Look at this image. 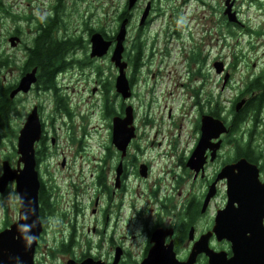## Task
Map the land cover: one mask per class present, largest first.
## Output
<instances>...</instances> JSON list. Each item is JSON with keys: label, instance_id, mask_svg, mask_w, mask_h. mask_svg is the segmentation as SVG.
Returning a JSON list of instances; mask_svg holds the SVG:
<instances>
[{"label": "flooded vegetation", "instance_id": "obj_1", "mask_svg": "<svg viewBox=\"0 0 264 264\" xmlns=\"http://www.w3.org/2000/svg\"><path fill=\"white\" fill-rule=\"evenodd\" d=\"M123 1H125L124 9L117 13L115 18L121 16L116 21L127 18V29L134 19L136 9L137 14L141 15L147 3L150 4V7L144 23L138 24L137 34L128 48L125 47L124 41L122 60L126 63L124 72L131 88V95L125 99L117 93L121 100H118L116 107L107 100V97L103 102L102 114L107 117L111 116L110 123H108L110 142L112 119L125 117V108L131 105L130 100L134 97L133 89L138 71L150 65L143 59V42L139 32L152 21L154 2L153 0H137L135 5L128 9L127 0ZM227 1L232 3L230 13H233V21L229 20L228 14L225 12L226 0L222 1L220 13L226 25L241 29L244 25L236 9V0ZM83 3L93 11L89 12L85 22L82 21L83 14L80 9ZM104 3L106 7L98 12V0H0V24L4 21V26L5 20H10L12 24L10 29L4 27V30H0V47L3 46L0 50V88L5 89L7 97L12 100L7 124L0 126V145L4 136L9 137V133L15 134L16 132L10 122L17 96L24 92H18L13 97H10V92L27 72H34L35 76L28 92L33 89L53 92L56 100L54 109L60 108L69 114V111H66L68 108L64 103V98L60 95L57 78L62 74L65 75L66 67L75 60L68 59L71 54L84 52L88 63L96 59L87 56L90 49V35L97 30V27L91 25V21L98 22L99 14L105 18H108L110 14L113 17V11L110 12L113 3L107 0ZM141 3L145 4L144 7L137 8ZM248 5L253 7L254 14L252 19L248 20L243 34L247 36L248 51L254 53V59L251 58L246 63L250 66L251 71L246 67L245 78H242V69L239 66L241 61H223V69L217 74L220 80V91L230 90L233 84L240 81L239 86L231 94L230 101L226 100L229 102L228 105H225L220 95L213 97L212 92L207 91L203 97L202 107L197 110L194 121L196 140L194 138L190 155L199 138L197 134L200 132L203 116L211 117L208 123L212 120L211 123H214L212 126H218L216 122H220L224 127L218 137L210 140L212 143L219 141V145L215 151L211 147L206 149L202 169L195 173L193 169L186 166L190 155L184 161V166L189 169L192 180L198 181L199 187L196 191L193 189L188 192L179 205L169 193L159 198L157 209L154 206L150 208H147L146 205L136 206L135 201H125L129 193L136 192V189L128 185L130 177L146 180L151 173V164L139 159V145H135L137 118L131 105L135 136L124 150L112 143L111 145H97L103 151L98 152L99 155L92 160V185L96 191L93 192L91 200L92 224L91 229L88 228V230L90 229V233L94 235V244L88 245L87 249L79 254L73 252L77 236L75 226L77 213L73 205L65 203L64 210H67V213L58 218V225L63 229L62 235L58 238V241L61 240L58 251L66 256L65 259L62 258L64 256L56 255L54 249L49 248L47 240H45L50 223L49 216L53 214V211L63 212V210L61 211L63 207L56 210L51 201L54 196L44 187L38 171L40 166L51 163L49 156L55 155V152L49 151L50 146L58 145H53L54 137L48 138L47 123L44 121L46 116L43 114L42 106L39 103L32 105L31 109L34 105L37 106V114L42 128V137L34 144L36 169L40 179L38 212L41 230L34 248L32 264H83L87 261H90L91 264H264V0H248ZM207 6L213 11L218 9V7ZM46 33H49L52 40L59 43L58 46L62 48L60 57L64 62L55 66L54 88L47 89L42 81L44 73L41 72L37 64L39 58L35 56L38 46L43 43L44 49L47 46L44 42ZM11 37L16 38L17 44L11 45ZM62 43H68V50L64 54ZM236 44L240 45L239 38L236 39ZM135 46H139L140 50H136ZM8 50H17L18 53H23V56L17 57ZM240 57H242L241 53ZM18 58L22 61L23 66L19 73L12 75L11 65L17 62ZM7 68L8 70L3 73ZM115 70L118 74L117 67ZM233 72L236 73L235 76ZM225 76H227L226 79ZM110 85L111 81L103 83L104 90H107ZM91 91L94 93L96 87ZM54 109L52 108L51 112H55ZM83 110L84 108L80 109L81 112ZM165 117L171 118L170 110L166 111ZM16 145L17 142L15 144L17 154L15 165L13 166L8 155L3 156L0 161V175L3 160H7L12 168L17 167ZM180 158L182 161L184 160L183 157ZM217 162L219 163L217 164ZM212 164H217V167L209 174L208 167ZM231 164H235V166ZM21 166L22 163H20ZM225 166H228L229 170H223ZM143 167L145 175L141 174V171L144 170ZM229 171H233L240 181L245 179L238 185L237 191L242 196L252 197L253 200L252 204L246 207L240 206L241 201L234 202L233 206L238 208L235 220L240 229L237 233L239 245L236 247V251L233 249L230 238L218 237L215 232H211L218 211H222L226 207L229 185L227 174ZM219 173H222V176L217 179ZM242 175H245L246 178H240ZM249 177L252 180L248 179ZM11 185L15 190L14 180L9 181L5 190L0 194L8 191ZM209 190H212L213 194L205 203ZM149 192L154 198L161 193L158 189H150ZM217 196L221 199V203L213 205ZM151 202L157 204V199H151ZM18 208L17 217L12 221L9 219L3 221L0 231L9 228L13 222L19 219ZM246 209L253 210L254 213H245ZM69 212H71V217H74V221L70 220ZM258 226L259 229H257ZM155 230H158L163 238L157 239V244L154 246L155 243L151 236ZM207 234L208 237L205 240L204 236ZM139 237L141 240L137 241ZM197 242L200 244L206 242L207 248L194 254V246ZM151 250H153L152 254Z\"/></svg>", "mask_w": 264, "mask_h": 264}, {"label": "rangeland", "instance_id": "obj_2", "mask_svg": "<svg viewBox=\"0 0 264 264\" xmlns=\"http://www.w3.org/2000/svg\"><path fill=\"white\" fill-rule=\"evenodd\" d=\"M107 1L113 3V7L108 6L110 12L113 11V17L110 14L105 18L99 14L100 20L91 21V25L98 30L104 28L111 34L118 27L114 18L124 9L125 1ZM222 1L153 0L152 21L139 32L143 42V59L150 65L138 71L133 89L134 97L130 100L137 118L135 145H139V159L151 164V173L146 180L130 177L128 185L136 189V192L129 193L126 202L135 201L136 206H154L157 209L159 198L169 193L179 205L188 192L193 189L196 191L199 187L198 181L192 180L189 169L184 166L195 138L194 121L197 110L201 109L207 91L212 92L213 97L220 95L225 105H228L226 100L230 101L231 94L240 82L233 84L230 90L220 91V80L214 71L213 62L216 58H219L216 61L222 62L241 61L239 66L242 69V78H245L246 67L251 71L246 63L251 58L254 59V53L249 52L246 45L247 36L243 34L248 20L253 17V7L248 5V0H236V9L244 25L237 29L226 25L220 13ZM104 2L105 0H98V12L106 7ZM144 5L141 3L137 8H143ZM207 5L218 9L213 11ZM80 9L83 14L82 21L85 22L89 12L93 11L84 3ZM134 13V19L126 33V48L134 41L138 31L140 15L137 14V9ZM3 22L0 30H4V27L11 28L10 20H5L4 26ZM237 38L240 45L236 44ZM8 52L17 57L23 56L17 50ZM109 55L96 58L90 63L84 52L69 55V60H75L66 67L65 75L57 78L60 95L64 98L69 114L60 108L54 109L55 96L49 90L33 89L18 95L10 122L16 132L9 133V137L4 136L0 145V161L3 156L8 155L14 166L17 158V131L32 105L39 103L46 116L44 121L47 123L48 138L54 137L53 145H58L50 146L49 151L55 152V155L49 156L51 163L40 166L39 176L46 190L53 194L51 201L56 210L63 207V212L53 211L49 216L50 223L45 240L48 247L54 249L56 255L64 256V259L66 256L58 251L61 245L58 238L63 229L57 221L62 214L67 213L64 210L65 203L73 205L77 213V236L73 252L79 254L88 245L94 244V235L89 231L92 224L91 200L93 192L96 191L92 185L91 165L93 158L99 155L98 152L103 151L97 145H111L108 129L111 116L103 115L101 110L105 97L115 107L118 100H121L114 89L117 73ZM22 66V61L18 58L11 65L12 75L19 73ZM7 70L8 68L3 73ZM233 75L236 73L233 72ZM109 81L111 85L104 90L103 83ZM95 87L96 91L92 93L91 90ZM52 108L55 112H51ZM81 108H84L82 112ZM168 110L171 111L169 119L165 117ZM62 160L65 161L63 166ZM217 164L209 165V174L215 170ZM150 189H158L161 193L154 198L150 195ZM151 199H157V204H152ZM220 203L221 199L217 196L213 205ZM17 208V194L11 185L8 191L0 194V226L6 219L12 221L17 217ZM69 214L71 217V212ZM70 220L74 221V217ZM140 240L139 237L137 241Z\"/></svg>", "mask_w": 264, "mask_h": 264}, {"label": "water", "instance_id": "obj_3", "mask_svg": "<svg viewBox=\"0 0 264 264\" xmlns=\"http://www.w3.org/2000/svg\"><path fill=\"white\" fill-rule=\"evenodd\" d=\"M136 0H128L127 8L130 9ZM231 2L226 0V13L229 20L233 21V13H230ZM150 4L145 6L140 19L139 24L142 25L148 15ZM127 18L120 21L119 26L114 34L113 39L105 38L101 32L95 31L90 36V57H101L109 51V48L113 46L111 51L110 61L114 63L118 68V75L115 79V90L123 98L130 96L131 91L128 84V80L125 76L126 63L122 60V52L124 50V40L127 32ZM16 38L11 37V45H15ZM213 67L216 73H220L223 69V63L221 61H215ZM225 79L227 76L224 77ZM34 72L25 73L19 80L17 86L11 90L10 97L15 96L18 92H27L32 82H34ZM94 91V90H93ZM125 117L112 119V135L111 142L124 150L130 140L135 136L134 127L132 125V108L127 106L125 108ZM211 117L203 116L200 123V136L193 149L192 154L186 162V166L193 169L197 173L203 168L205 162V151L208 147L215 149L219 145V141L216 143L210 142L212 138L218 137V135L224 130V127L220 122H216L218 126H212V120L208 121ZM42 128L37 114V106L34 105L31 111L26 116L24 123L18 131L17 135V167L12 168L7 160L2 161V173L0 175V192L5 190V187L9 181L15 182V191L18 195L19 202V219L13 222L9 228L0 231V264H32L33 252L37 243V238L41 230L39 212H38V192L40 188V179L38 171L36 169V153L34 144L41 139ZM214 158V157H213ZM20 163L22 166L20 167ZM239 163V162H238ZM61 165H64V160L61 161ZM235 166V164H231ZM229 165V166H231ZM229 167L225 166L223 170H227ZM229 170V169H228ZM142 175H145V169L141 171ZM222 176L219 173L217 179ZM229 185L226 207L222 211H218L215 217V223L211 232H215L218 237H227L232 240L233 249L236 251V247L239 245L238 240V227L236 224L235 216L237 214V207H234V202H240V206H250L252 204V197H245L238 193V185L241 181L236 178L233 171H229L228 174ZM246 178L242 175L240 178ZM256 177V176H255ZM238 179V181H236ZM252 180L250 177L248 178ZM258 180V178L256 177ZM237 183V184H236ZM263 186V185H262ZM213 191L209 190L206 196L205 203L212 196ZM260 198V197H259ZM246 199V201H245ZM251 209V208H250ZM245 210V213H254L252 210ZM240 215V214H239ZM26 229V230H25ZM259 229V226L257 227ZM261 229V228H260ZM240 230V229H239ZM256 230V227H255ZM262 231V229H261ZM208 234L204 236L207 240ZM154 241V246L157 244V239L163 238L158 230H155L151 236ZM238 241V242H237ZM235 243V244H234ZM195 252L206 250V242L195 244ZM158 248V247H157ZM153 250H151V254ZM155 261V260H154ZM192 262V261H190ZM160 263V262H159ZM83 264H91L87 261Z\"/></svg>", "mask_w": 264, "mask_h": 264}, {"label": "trees", "instance_id": "obj_4", "mask_svg": "<svg viewBox=\"0 0 264 264\" xmlns=\"http://www.w3.org/2000/svg\"><path fill=\"white\" fill-rule=\"evenodd\" d=\"M121 18H117L118 20ZM116 20V18H115ZM99 31L106 38H113V35H109L108 32L104 28H100ZM44 42H46L47 46L44 47V43L37 47L35 52V56L38 59L37 64L39 65L41 72L44 73L43 84L45 83V88H54V69L56 65L59 63L63 64V60H61V52L62 48L58 46V42L52 40L49 37V33H46V38H44ZM63 44V54L68 50V43ZM136 50H140L139 46H135ZM11 99L7 97V91L5 89L0 88V126L7 124L8 121V113L11 106ZM46 197V194H44ZM46 199V198H45ZM47 200V199H46Z\"/></svg>", "mask_w": 264, "mask_h": 264}, {"label": "clouds", "instance_id": "obj_5", "mask_svg": "<svg viewBox=\"0 0 264 264\" xmlns=\"http://www.w3.org/2000/svg\"><path fill=\"white\" fill-rule=\"evenodd\" d=\"M26 230V229H25Z\"/></svg>", "mask_w": 264, "mask_h": 264}]
</instances>
